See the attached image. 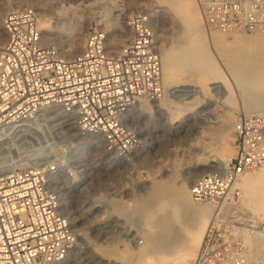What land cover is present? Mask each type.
<instances>
[{"label":"built area","instance_id":"built-area-1","mask_svg":"<svg viewBox=\"0 0 264 264\" xmlns=\"http://www.w3.org/2000/svg\"><path fill=\"white\" fill-rule=\"evenodd\" d=\"M197 3L212 29L264 32V0ZM38 19V9L28 6L8 10L2 18L6 39L0 48V137L58 107L63 117L74 118L80 135L101 137L111 159L126 158L137 146L125 127L126 115L135 102L164 95L161 54L149 13L132 12L130 37L118 51L110 48L100 19H91L82 50L68 57L42 41ZM233 131L235 151L225 166L191 184L196 203L221 213L208 225L193 264H257L247 259L243 241L232 233L233 223L225 222L224 212L241 197L240 178L264 172V113H240ZM47 155L35 147L22 156L30 158V165L18 167V158L0 168V264H65L76 245L77 232L53 182L71 168L61 153Z\"/></svg>","mask_w":264,"mask_h":264},{"label":"rangeland","instance_id":"rangeland-1","mask_svg":"<svg viewBox=\"0 0 264 264\" xmlns=\"http://www.w3.org/2000/svg\"><path fill=\"white\" fill-rule=\"evenodd\" d=\"M13 1L0 0V8H17ZM58 1V4L55 3L56 8H67L68 2L75 7L74 14L67 13V16L70 20H75L76 16L82 18L86 34L90 20L100 19L98 11L101 6L112 8L114 3L123 2L122 6L131 12L129 17L135 10H144L150 16L155 15L157 30L152 27L159 50L168 45L183 44L184 41L182 34L177 31L179 17L176 12L170 11L167 18L163 17L161 8L165 9L168 5L155 0H137L132 5L126 4L125 0L121 2L90 0L86 2L89 4L87 6L78 5L80 0ZM182 1L184 0H179L178 6ZM194 2L201 15L206 37L205 43L199 44V48L206 47L219 76L222 77L207 82L206 92H201L193 82L177 86L168 85L162 98H167L171 105L174 104L172 109L176 108L175 105L182 109L183 112L181 111L177 121L170 120V111L167 108H160V105L147 110L142 103L143 100L134 104L126 115L125 127L135 136L137 146L126 158L111 159L101 137L80 135L76 131L74 118L63 117L58 107L51 108L48 110L49 113L48 111L38 113L24 127L10 135L0 137V168L12 159L22 158L24 153L35 147L47 151L49 154L47 158H53L61 153L71 168L70 173L65 170L53 180L55 190L78 235L76 245L65 264H109L106 259L97 258L100 246L109 249L112 245H116L117 248L125 247L126 244V248H135L138 243L139 246L145 245L143 234L146 228L142 220L144 211L140 201L155 190H163L168 186L180 187L184 183L187 185L203 174L216 168H223L221 164L227 162L235 151L236 137L233 124L240 113L246 112L245 108L252 100L247 97V91L241 88L243 85L237 80L244 76L245 70L236 76L229 61L242 53L264 62V45L227 44L230 54L225 55L220 48L211 43L208 31L215 29L206 25L197 0ZM27 6H36L35 1L27 2L20 7ZM83 10L87 11L85 16H82ZM38 11H41L39 19L55 20L47 10L39 8ZM117 24L125 30L120 18ZM53 36L54 38L44 43L67 49L73 42V35L63 30H58ZM61 54L65 56L64 52ZM162 98L155 101L144 100L147 104L151 101L156 104ZM207 149H213L215 153L212 152V155L207 153L198 160L199 154ZM31 163L30 158L26 160L22 158L17 162L18 167H25ZM75 180L82 183L74 184ZM241 197L234 203L235 207L229 212H224L226 222L234 219L231 217L234 215L246 218L248 213ZM193 202L198 205L206 204ZM228 215L230 216L227 217ZM186 217L184 215L182 218ZM245 253L252 263L264 264L259 257L252 256L249 252ZM194 259L195 257L192 264ZM115 261L116 264H122L120 258H116Z\"/></svg>","mask_w":264,"mask_h":264},{"label":"bare ground","instance_id":"bare-ground-1","mask_svg":"<svg viewBox=\"0 0 264 264\" xmlns=\"http://www.w3.org/2000/svg\"><path fill=\"white\" fill-rule=\"evenodd\" d=\"M31 1H35V8L47 10L52 15V18L55 19H39L38 27L41 31L42 41L46 42L54 38L53 35L58 30H63L73 35V42L67 49L59 46L60 51L64 52L65 56H72L80 52L85 42V23L82 25V18L80 19L77 16L75 20H70V17L67 16V13L74 14L75 7L73 8V5L68 2L67 8H56L55 3L58 4V0H14L13 3L15 7H20ZM87 1L90 0H80L78 5L87 6L89 5L88 3L86 4ZM125 1L127 2L126 4L132 5L137 0ZM155 1L172 7L161 8L163 17L167 18L170 11L176 12L179 17L176 24L177 31L184 37L183 44L168 45L160 50L164 90L171 84L177 86L178 84L193 82L197 84L201 92H206L207 82L222 76H219L217 67L209 56L206 47L199 48V44L205 43L206 37L201 15L194 0H184L179 6V0ZM123 4V2L114 3L112 8L103 5L98 11L100 12L101 23L109 29L107 30L110 37L109 45L115 51H118L121 45L130 37L128 18L131 12L124 8ZM9 9L13 8H0V48L5 43L4 38L6 39L2 27V18ZM38 12L40 13L41 11ZM81 12L82 16L87 13L86 10ZM119 18L125 30L118 26ZM150 22L154 29L157 30L155 15L150 16ZM208 32L211 43L217 46L218 49L220 48L225 55L227 53L230 54L226 47L227 44H235L237 46L264 45V32L247 33L248 35L241 31L222 32L216 29ZM156 35L158 37L157 33ZM230 60L229 64L234 68L236 76H239L242 74L241 71L245 70L243 72L244 76L241 79L237 78L243 85L241 86L240 84L241 88L247 91V97L252 100L249 104L247 103L249 106L245 108V111L250 113L256 111L264 112V62L247 57L242 53ZM229 96L230 94L228 98ZM141 100H143L142 103L147 110L157 108L159 105L162 109L167 108L170 111L169 118L172 121H177L182 111L176 105V108L172 109L174 104L171 105L167 98H162L156 104L153 101L147 104L144 99ZM138 103L135 102V104ZM191 106L193 108V101ZM214 151L213 149H207L201 154L198 153V160L205 154L209 153L210 155ZM225 164L226 162H223L221 164L222 167ZM192 181L187 185L184 183L185 186H168L163 190H155L146 199L140 201V206H142L144 211L142 220L146 228L143 234L146 240L145 245L139 246L138 243L135 248H126V244L125 247L117 248L115 247L116 245L113 246L111 244L112 247L109 249L101 248L100 246L98 248L99 253L98 249H96L97 258L106 259L109 264H116V258H120L122 264H192L209 223L218 220L217 218L221 216L217 208L214 209L209 204L198 205L193 202L194 200L190 194ZM73 183L78 185L82 182L75 180ZM238 186L242 192V204L246 207V213L248 214L245 219L237 215L231 216L234 218L229 220V223H234L232 225V233L241 237L245 252H249L252 256L259 257L261 261H264V172L253 171L244 174L240 178ZM184 215L187 216L186 219L182 218Z\"/></svg>","mask_w":264,"mask_h":264}]
</instances>
